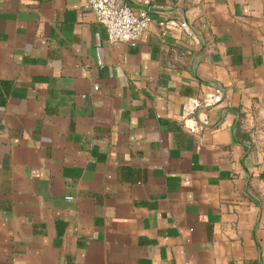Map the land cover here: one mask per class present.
Wrapping results in <instances>:
<instances>
[{
	"label": "crops",
	"instance_id": "0c3cea01",
	"mask_svg": "<svg viewBox=\"0 0 264 264\" xmlns=\"http://www.w3.org/2000/svg\"><path fill=\"white\" fill-rule=\"evenodd\" d=\"M120 1L0 0V264H264V0Z\"/></svg>",
	"mask_w": 264,
	"mask_h": 264
},
{
	"label": "built area",
	"instance_id": "2783aa9c",
	"mask_svg": "<svg viewBox=\"0 0 264 264\" xmlns=\"http://www.w3.org/2000/svg\"><path fill=\"white\" fill-rule=\"evenodd\" d=\"M85 6L92 10L97 19L105 25L110 42L125 41L136 45L151 23L149 8L137 9L120 0H87ZM166 23L183 27L197 39L193 28L186 19L172 18L160 21L161 25ZM98 88L99 85H94V89ZM223 95V90L217 87L201 97H188L179 116L181 125L190 132L199 133L209 124L206 112L208 107L219 103L223 99ZM67 198H72V196L69 195Z\"/></svg>",
	"mask_w": 264,
	"mask_h": 264
}]
</instances>
